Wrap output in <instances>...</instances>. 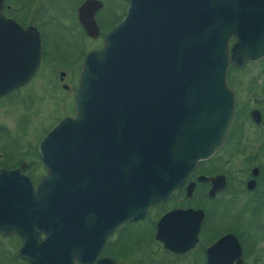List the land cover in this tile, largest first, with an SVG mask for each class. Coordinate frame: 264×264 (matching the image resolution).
<instances>
[{"label":"water","instance_id":"1","mask_svg":"<svg viewBox=\"0 0 264 264\" xmlns=\"http://www.w3.org/2000/svg\"><path fill=\"white\" fill-rule=\"evenodd\" d=\"M127 3L121 22L82 58L74 116L58 121L38 144L45 175L33 186L18 170L0 172L1 207L11 210L0 233L22 236L18 255L29 264H114L97 258L108 235L167 200L223 143L234 114L228 59L240 65L264 56V0ZM101 6L86 0L77 9L90 38L98 35L93 12ZM1 25L7 29L3 94L35 72L40 41L33 28L8 19ZM193 213L199 216L190 223ZM200 220L198 211H172L158 221L155 239L181 253L196 243ZM240 254L227 234L206 249V264H242Z\"/></svg>","mask_w":264,"mask_h":264},{"label":"flooded vegetation","instance_id":"2","mask_svg":"<svg viewBox=\"0 0 264 264\" xmlns=\"http://www.w3.org/2000/svg\"><path fill=\"white\" fill-rule=\"evenodd\" d=\"M84 1L86 0H80L73 7L74 16L70 27L60 24L58 27H50V21L45 20L43 17L45 14L41 13L46 9L45 0H0V80L2 79L1 56L7 38V29L1 25L2 19L11 20L22 30L35 29L40 41V59L35 72L21 86L0 94V104L4 103L2 100L7 94L19 91L26 86L45 61L52 63L56 59L54 58L56 52L64 53L63 56L67 60L65 62L68 67L67 74L74 82L75 90L83 56L88 51L101 46L103 35L121 22L128 7L127 0H125L122 14L115 22L111 20L101 33L103 26L101 22H98V18L103 5L95 10L93 20L98 35L90 38L85 34L77 18V9ZM58 28L65 33L64 38H61V43H59L60 37L55 36L56 32L61 33ZM85 40L96 44L84 49ZM232 42L231 39L229 45ZM78 44H81V49H78ZM71 50L76 55L72 56V60ZM74 65L78 67L77 72ZM61 73L62 77H60ZM51 76L53 78L56 76L58 86L62 90H67L68 86L62 83L65 77L64 71L54 73L53 69ZM225 81L233 94L234 114L221 146L210 157L199 160L182 185L172 192L167 200L149 207L140 218L129 221L111 232L104 240L97 258H111L114 264H172L181 262L183 259L185 264H206V249L221 237L232 234L240 246L242 264H264V56L240 65L233 64L229 58ZM72 116L74 112L68 117ZM39 142L36 153L29 155L32 158L30 163L20 161L9 167L8 162L17 155L7 157L1 153L0 172L18 170L19 174L29 178L35 186L46 173L38 155ZM38 165L42 167L43 172L33 179L31 173L38 168ZM72 171L74 170L69 168L68 173ZM85 174L86 165L81 166L80 164L78 183L80 189L85 188ZM111 174L113 177V161H111ZM189 185L191 190L187 195ZM1 188L0 181V223L2 219L7 221V214H11V210L6 208V203L4 209L1 207L3 199ZM187 210L200 212L201 220L197 240L191 248L181 253H173L155 239L156 225L162 216L172 211ZM198 216L193 213L189 214L186 219L191 221L190 223L192 221L195 223ZM179 219L181 222L183 217ZM182 222L178 226L181 237L187 229ZM142 229L146 230L147 234L148 229L151 231V241L145 240L147 235H144ZM43 237L44 235L40 233V239ZM5 242H11L10 253L5 248ZM21 245V235L0 233V264L5 263L3 258L6 259V257L29 264L18 255Z\"/></svg>","mask_w":264,"mask_h":264},{"label":"rangeland","instance_id":"3","mask_svg":"<svg viewBox=\"0 0 264 264\" xmlns=\"http://www.w3.org/2000/svg\"><path fill=\"white\" fill-rule=\"evenodd\" d=\"M80 0H45V20L50 21V27L64 25L70 27L74 16V8ZM103 8L100 11L98 22L102 23V30L109 25L111 20L114 22L122 14L125 7V0H99ZM60 24V25H59ZM59 29V28H58ZM55 33L56 38H64L65 34L61 29ZM67 36V34H66ZM93 41L85 40L84 49L93 46ZM78 49H81V44H78ZM72 51V50H71ZM52 53V52H51ZM78 53V52H77ZM76 53V54H77ZM64 53H54V61H45L42 64L35 77L19 91H13L5 96L2 100L4 103L0 104V154L4 153L7 157L10 155H17L8 162V166L20 161L30 163L32 158L29 156L36 153L37 143L42 137L61 119L71 116L73 114V90L74 82L69 78L66 67V57ZM71 60L75 52H71ZM51 55V54H47ZM67 56V53H66ZM73 56V57H72ZM69 57V55H68ZM56 60V61H55ZM74 60V59H73ZM57 64V65H56ZM65 65V66H64ZM71 68V67H70ZM76 72L78 67L74 65ZM59 71L65 72V77L62 83L68 86L67 90H62L58 86L57 79L53 76ZM21 153V154H18ZM16 159V160H15ZM21 159V160H19ZM19 160V161H18ZM42 167L31 173L33 179H36L42 174ZM246 228V226H245ZM145 230V229H144ZM147 237L145 240L151 241L150 230L143 231ZM140 233V232H138ZM5 248L9 251L11 242H5ZM10 253V251L8 252ZM3 264H23L19 260L3 258ZM184 260V259H183ZM174 262L172 264H185L184 261ZM169 264V263H167Z\"/></svg>","mask_w":264,"mask_h":264}]
</instances>
